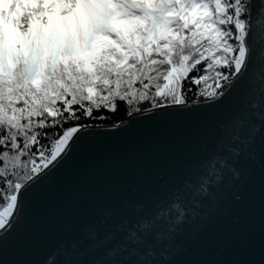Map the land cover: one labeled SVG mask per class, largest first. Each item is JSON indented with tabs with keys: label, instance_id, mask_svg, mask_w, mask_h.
Segmentation results:
<instances>
[{
	"label": "snow or ice",
	"instance_id": "6c2138e0",
	"mask_svg": "<svg viewBox=\"0 0 264 264\" xmlns=\"http://www.w3.org/2000/svg\"><path fill=\"white\" fill-rule=\"evenodd\" d=\"M0 264H264V0H0Z\"/></svg>",
	"mask_w": 264,
	"mask_h": 264
},
{
	"label": "trees",
	"instance_id": "16d2710c",
	"mask_svg": "<svg viewBox=\"0 0 264 264\" xmlns=\"http://www.w3.org/2000/svg\"><path fill=\"white\" fill-rule=\"evenodd\" d=\"M104 114L107 118L101 122L103 126H113L117 123H122L127 117L126 105L123 103H118L117 111L115 113L105 112Z\"/></svg>",
	"mask_w": 264,
	"mask_h": 264
},
{
	"label": "water",
	"instance_id": "95a60500",
	"mask_svg": "<svg viewBox=\"0 0 264 264\" xmlns=\"http://www.w3.org/2000/svg\"><path fill=\"white\" fill-rule=\"evenodd\" d=\"M127 119V118H126ZM104 127H106V128H111L112 126H104Z\"/></svg>",
	"mask_w": 264,
	"mask_h": 264
},
{
	"label": "bare ground",
	"instance_id": "6f19581e",
	"mask_svg": "<svg viewBox=\"0 0 264 264\" xmlns=\"http://www.w3.org/2000/svg\"><path fill=\"white\" fill-rule=\"evenodd\" d=\"M127 118V117H126ZM126 120V119H125Z\"/></svg>",
	"mask_w": 264,
	"mask_h": 264
}]
</instances>
